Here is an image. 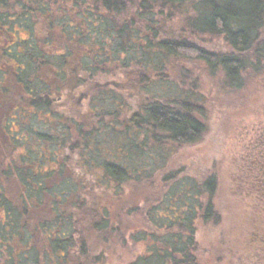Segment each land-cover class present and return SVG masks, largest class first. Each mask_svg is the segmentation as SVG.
Masks as SVG:
<instances>
[{
  "label": "trees",
  "instance_id": "16d2710c",
  "mask_svg": "<svg viewBox=\"0 0 264 264\" xmlns=\"http://www.w3.org/2000/svg\"><path fill=\"white\" fill-rule=\"evenodd\" d=\"M192 60L244 88L264 67V0H0V264H107L91 233L142 245L127 264H206L218 178L170 169L207 129ZM146 183L143 228L117 231L115 200Z\"/></svg>",
  "mask_w": 264,
  "mask_h": 264
},
{
  "label": "rangeland",
  "instance_id": "374dc122",
  "mask_svg": "<svg viewBox=\"0 0 264 264\" xmlns=\"http://www.w3.org/2000/svg\"><path fill=\"white\" fill-rule=\"evenodd\" d=\"M172 28L187 34L181 17L173 21ZM197 42L219 47L214 38ZM183 67L194 78L199 77L206 100L207 129L200 142L177 149L170 169L195 177L215 174L219 181V218L199 224V257L206 264H264L263 177L257 175L264 169V67L256 73L249 71L241 90L224 89L220 75H210L199 61L183 62ZM152 185L151 190L159 188L157 179ZM149 188L148 183L127 188L124 196L115 200L122 221V227L115 225L117 231L143 228L138 205ZM110 236L105 240L90 235L91 241H103L107 264H127L143 250L140 244L120 243L129 241L120 235Z\"/></svg>",
  "mask_w": 264,
  "mask_h": 264
}]
</instances>
